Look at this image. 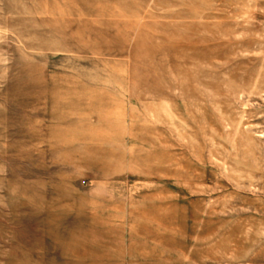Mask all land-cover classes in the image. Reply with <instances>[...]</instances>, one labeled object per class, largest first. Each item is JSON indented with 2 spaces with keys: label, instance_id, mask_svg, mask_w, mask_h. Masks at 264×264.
Segmentation results:
<instances>
[{
  "label": "rangeland",
  "instance_id": "374dc122",
  "mask_svg": "<svg viewBox=\"0 0 264 264\" xmlns=\"http://www.w3.org/2000/svg\"><path fill=\"white\" fill-rule=\"evenodd\" d=\"M0 264H264V0H0Z\"/></svg>",
  "mask_w": 264,
  "mask_h": 264
}]
</instances>
